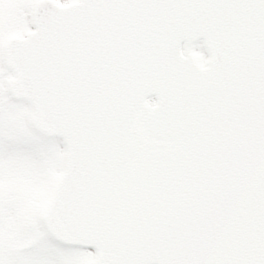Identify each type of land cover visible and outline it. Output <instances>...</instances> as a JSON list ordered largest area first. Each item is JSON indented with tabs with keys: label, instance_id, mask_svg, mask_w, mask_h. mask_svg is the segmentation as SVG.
Here are the masks:
<instances>
[{
	"label": "water",
	"instance_id": "obj_1",
	"mask_svg": "<svg viewBox=\"0 0 264 264\" xmlns=\"http://www.w3.org/2000/svg\"><path fill=\"white\" fill-rule=\"evenodd\" d=\"M44 2L60 14L81 3ZM100 3L70 33L40 44L39 31L8 40L3 59L16 74L7 85L12 98L29 101L33 127L66 146L43 215L48 233L92 247L95 264H130L131 250L179 236L174 219L199 201L234 200L246 218L245 194L258 174L264 181V84L253 125L247 31L207 0ZM233 21L239 27L226 33ZM172 35L183 44L203 40L207 67L170 44ZM208 242L204 233L196 244Z\"/></svg>",
	"mask_w": 264,
	"mask_h": 264
},
{
	"label": "snow or ice",
	"instance_id": "obj_2",
	"mask_svg": "<svg viewBox=\"0 0 264 264\" xmlns=\"http://www.w3.org/2000/svg\"><path fill=\"white\" fill-rule=\"evenodd\" d=\"M102 6L106 5L100 0H81L73 13L60 14L44 0H0V31L10 23L22 33L39 31L37 44H40L52 35L80 28L86 14ZM204 6L241 19L247 31L252 45L248 116L256 125L262 114L264 84V4L260 0H207ZM238 27L234 21L222 26L226 33ZM168 42L183 44L177 35L170 36ZM54 150L55 141L36 129L29 136L15 139L0 132V175L6 174L11 165L24 168L50 159ZM244 200L247 210L244 219L240 204L234 200L220 204L212 198L184 209L173 221L180 235L150 250H131L130 264H264V181L259 174ZM210 225L213 231H209ZM14 233L16 240L28 242V246L18 250L10 247L8 213L0 199V264H72L94 251L87 245L68 246L53 239L38 215L30 217L26 227L18 222ZM204 233L210 242L197 246L196 241Z\"/></svg>",
	"mask_w": 264,
	"mask_h": 264
},
{
	"label": "rangeland",
	"instance_id": "obj_3",
	"mask_svg": "<svg viewBox=\"0 0 264 264\" xmlns=\"http://www.w3.org/2000/svg\"><path fill=\"white\" fill-rule=\"evenodd\" d=\"M62 5H73L81 0H54ZM11 18V14H10ZM29 32H21L11 23L0 31V132L9 139L17 136L31 135L34 109L26 100H14L8 92L7 83L15 78L14 72L7 68L3 60V46L13 38H24ZM205 63L207 55L202 43H196L190 51ZM55 141V150L50 159L34 163L30 167L17 168L11 165L6 174L0 175V199L6 204L8 213L9 244L13 250L28 246V242L15 239L14 229L18 222L27 226L30 217L43 219L53 197L56 186L62 176L65 159V145L58 137H50ZM69 246V245H68ZM97 253L93 252L77 258L72 264H94Z\"/></svg>",
	"mask_w": 264,
	"mask_h": 264
}]
</instances>
